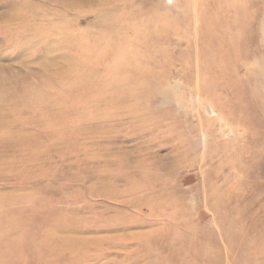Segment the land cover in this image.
Listing matches in <instances>:
<instances>
[{
    "label": "rangeland",
    "instance_id": "374dc122",
    "mask_svg": "<svg viewBox=\"0 0 264 264\" xmlns=\"http://www.w3.org/2000/svg\"><path fill=\"white\" fill-rule=\"evenodd\" d=\"M0 264H264V0H0Z\"/></svg>",
    "mask_w": 264,
    "mask_h": 264
}]
</instances>
